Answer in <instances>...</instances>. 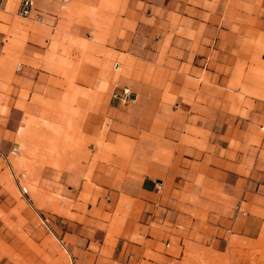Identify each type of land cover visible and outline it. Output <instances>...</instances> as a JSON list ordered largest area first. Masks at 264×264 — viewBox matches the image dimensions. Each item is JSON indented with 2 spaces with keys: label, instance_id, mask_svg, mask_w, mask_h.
Masks as SVG:
<instances>
[{
  "label": "rangeland",
  "instance_id": "374dc122",
  "mask_svg": "<svg viewBox=\"0 0 264 264\" xmlns=\"http://www.w3.org/2000/svg\"><path fill=\"white\" fill-rule=\"evenodd\" d=\"M197 2L34 0L24 17L0 0V264H264V226L245 233L264 208V116L242 136L211 126L220 106L241 129L264 77L191 78L176 47ZM106 58L129 75H105ZM149 182L168 184L152 206ZM121 213L130 228L109 229Z\"/></svg>",
  "mask_w": 264,
  "mask_h": 264
},
{
  "label": "crops",
  "instance_id": "0c3cea01",
  "mask_svg": "<svg viewBox=\"0 0 264 264\" xmlns=\"http://www.w3.org/2000/svg\"><path fill=\"white\" fill-rule=\"evenodd\" d=\"M191 8L194 37L190 41L183 40L176 49L181 53L180 62L190 64L192 79L195 78V74L199 73V70L209 73L210 78L217 81L231 80L237 77L255 78L257 80L264 77V0H198L196 5L191 6ZM145 27L143 25V30ZM84 44L85 42L82 40L81 45ZM147 55L144 51L142 59L145 60ZM101 72L112 79L129 75L128 67L121 66L120 60L113 61L109 58H106ZM159 72L156 73L157 84H161ZM143 88L147 89L146 87ZM50 90L52 92L57 91L56 88H50ZM149 91H151V96L146 104L148 107L146 115L138 122L136 127L126 129L127 132L133 135H137L140 130H147L152 121L150 116L156 109L159 92L157 90ZM228 91L232 92L229 89ZM212 110L216 112L217 116L215 117L218 120L214 121L211 126L224 128L225 135H229V137L237 134L242 136L243 132L254 126L255 118L264 116V101H254V107L250 111L253 112L249 113L248 118L241 120L243 126L239 130L231 124V118L228 120L220 118V106L214 107ZM215 117H213V120ZM84 118L90 124L103 122L102 117L95 115H88ZM105 133H107L105 130L100 132L102 136ZM141 151L143 161L142 163L137 162V165L140 166L142 164L146 168V156L149 150L146 147H142ZM67 159L68 164H72V158L68 157ZM160 169L157 168L154 173L164 177L165 173ZM127 176V178H130L134 177L135 174ZM64 177L66 175L63 173L59 174L60 179ZM28 187L31 191H37L33 183H30ZM167 189L168 184L164 182H159L158 186L149 182L142 186L141 194L147 206H152L162 200L163 191ZM23 190L27 191V188ZM101 206L94 207L93 211L101 213ZM184 208L191 212L194 211V208L190 206H185ZM252 212H256L258 218L252 228H245V233L251 237H256L264 226V208L252 209ZM122 213L118 218L114 217L109 222V229L112 230L117 227L119 230H126L130 228V222L126 219L125 214ZM11 249L15 250L16 253L17 245L13 244ZM21 253L22 248L18 249V254Z\"/></svg>",
  "mask_w": 264,
  "mask_h": 264
},
{
  "label": "built area",
  "instance_id": "2783aa9c",
  "mask_svg": "<svg viewBox=\"0 0 264 264\" xmlns=\"http://www.w3.org/2000/svg\"><path fill=\"white\" fill-rule=\"evenodd\" d=\"M34 0H20L19 14L24 17H29L34 12ZM38 16V15H37ZM123 97L122 100H124Z\"/></svg>",
  "mask_w": 264,
  "mask_h": 264
}]
</instances>
